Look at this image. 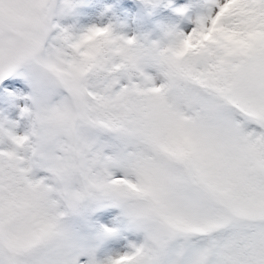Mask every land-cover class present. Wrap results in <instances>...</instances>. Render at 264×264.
I'll list each match as a JSON object with an SVG mask.
<instances>
[{"label":"snow or ice","instance_id":"6c2138e0","mask_svg":"<svg viewBox=\"0 0 264 264\" xmlns=\"http://www.w3.org/2000/svg\"><path fill=\"white\" fill-rule=\"evenodd\" d=\"M74 6L0 0L31 122L0 120V264H264V0H206L168 62L74 35Z\"/></svg>","mask_w":264,"mask_h":264},{"label":"rangeland","instance_id":"374dc122","mask_svg":"<svg viewBox=\"0 0 264 264\" xmlns=\"http://www.w3.org/2000/svg\"><path fill=\"white\" fill-rule=\"evenodd\" d=\"M202 1L204 4L197 8H192L188 6L187 0H170V9L161 19V26L165 28V30L156 35L141 31L139 33L138 29H135V16L133 10L130 8L129 4H125L118 15L114 17L115 21H113L114 26L119 22L120 25L118 26L121 27L117 28L115 26L111 29L114 34H119L124 39H134L135 42L141 45L149 46L153 43H159L161 47H164L173 42L172 37L175 34H189L196 27V21L208 13L206 0ZM94 4L96 5V8L90 18L86 21V27L110 28L105 15L106 8L102 7L100 1H95ZM63 15H60L57 18H60ZM166 34L170 35L166 37ZM147 71H150L152 75H155L154 69H148ZM122 83H124V81H122ZM15 103L19 109L24 105L23 100H16ZM9 120L17 122L15 131L18 135L24 134L30 128V122L27 118H20L17 117V115H13ZM8 147L9 145L7 142L0 143V150H4Z\"/></svg>","mask_w":264,"mask_h":264},{"label":"trees","instance_id":"16d2710c","mask_svg":"<svg viewBox=\"0 0 264 264\" xmlns=\"http://www.w3.org/2000/svg\"><path fill=\"white\" fill-rule=\"evenodd\" d=\"M95 1H100L106 8L105 11L110 22L115 21L114 16L118 15L125 2H129L135 15L136 30L138 29L139 33L141 31L156 35L165 30L161 26V17L169 10L170 0H74L75 6L71 12L57 18L56 22L78 36V30L85 28V22L90 17L88 10L94 8ZM187 2L190 7H198L202 4V0H187ZM149 73L151 74L150 71ZM17 110L15 101L0 95V120L4 118L9 120Z\"/></svg>","mask_w":264,"mask_h":264},{"label":"clouds","instance_id":"9594fccd","mask_svg":"<svg viewBox=\"0 0 264 264\" xmlns=\"http://www.w3.org/2000/svg\"><path fill=\"white\" fill-rule=\"evenodd\" d=\"M168 35L170 34H166V37ZM105 38L108 40L111 47H113L114 49H119L121 53L129 49H141L148 54L155 53L156 57H158V59L161 62H168V61L182 59L181 55L175 54L172 51L174 36L172 37L173 42L169 43L168 45L164 47H161L159 43H153L149 46H144L137 42L130 44L126 40L121 39L118 36H114L111 28H109L108 33L105 34ZM81 43L82 45H87L89 51H94L95 46H96V38L93 37L91 40H85V41H82ZM179 47L180 46L177 45V48Z\"/></svg>","mask_w":264,"mask_h":264}]
</instances>
